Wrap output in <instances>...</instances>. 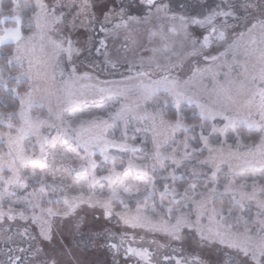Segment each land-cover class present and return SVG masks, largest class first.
<instances>
[{
  "label": "snow or ice",
  "instance_id": "6c2138e0",
  "mask_svg": "<svg viewBox=\"0 0 264 264\" xmlns=\"http://www.w3.org/2000/svg\"><path fill=\"white\" fill-rule=\"evenodd\" d=\"M0 264H264V0H0Z\"/></svg>",
  "mask_w": 264,
  "mask_h": 264
},
{
  "label": "rangeland",
  "instance_id": "374dc122",
  "mask_svg": "<svg viewBox=\"0 0 264 264\" xmlns=\"http://www.w3.org/2000/svg\"><path fill=\"white\" fill-rule=\"evenodd\" d=\"M166 111H169V112H171L172 111V107L171 106H169L167 109H166ZM119 133H117V135H118ZM129 135L131 136V135H137L138 137H140L142 134H138V133H134L133 131H129ZM137 142H139V139L137 140ZM113 154H115V153H113ZM125 159H127V157H125Z\"/></svg>",
  "mask_w": 264,
  "mask_h": 264
},
{
  "label": "flooded vegetation",
  "instance_id": "af4514ba",
  "mask_svg": "<svg viewBox=\"0 0 264 264\" xmlns=\"http://www.w3.org/2000/svg\"><path fill=\"white\" fill-rule=\"evenodd\" d=\"M101 258H103V257H101Z\"/></svg>",
  "mask_w": 264,
  "mask_h": 264
}]
</instances>
